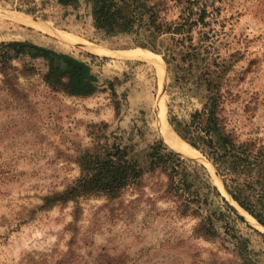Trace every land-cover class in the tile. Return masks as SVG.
Masks as SVG:
<instances>
[{"label": "rangeland", "instance_id": "374dc122", "mask_svg": "<svg viewBox=\"0 0 264 264\" xmlns=\"http://www.w3.org/2000/svg\"><path fill=\"white\" fill-rule=\"evenodd\" d=\"M143 1L155 4L162 23L188 19L183 34L159 35L155 52L137 46L133 34L96 29L88 0L67 6L0 0V264H264V231L233 199L245 217L214 196L200 209H180L159 170L145 171L114 197L96 192L41 207L43 197L62 192L79 176L83 151L113 137L145 170L157 139L181 152L158 130L161 108L166 118L168 108L188 118L201 107L203 91L169 86L173 72L163 58L169 49L198 47L208 53L199 65L214 58L217 70L227 69L220 117L238 141L264 145V0ZM201 9L205 23L192 24ZM17 14L42 28L14 21ZM60 32L73 39L60 38ZM10 41L32 46L7 47ZM133 48L150 55L122 53ZM67 61L89 67L92 93L68 95L45 83L48 67L67 69ZM181 153L195 156L180 154L202 164L217 187L199 150ZM209 220L215 235L203 234Z\"/></svg>", "mask_w": 264, "mask_h": 264}, {"label": "trees", "instance_id": "16d2710c", "mask_svg": "<svg viewBox=\"0 0 264 264\" xmlns=\"http://www.w3.org/2000/svg\"><path fill=\"white\" fill-rule=\"evenodd\" d=\"M56 1L67 6L76 5L79 0ZM88 1L96 29L110 36L133 34L137 46L154 52L158 50L156 42L159 35L183 34V28L188 23V19L175 23L158 21L155 4L148 5L143 0ZM204 15L205 9H201L197 19L191 23L204 24ZM15 45L32 46L26 41L6 44L7 47ZM207 56L208 53L198 47L179 49L177 52L169 49L163 55L168 70L173 72L170 87L186 92L192 89L203 91V103L199 109L193 110L188 118H179L168 108V122L182 140L199 150L212 163L234 202L264 226V145L252 139L238 141L226 129L220 112L222 78L227 69L217 70L214 58L210 63L199 65V61L207 59ZM66 63L67 69L51 64L43 75L45 83L68 95L92 93L95 85L88 78L89 67L84 63ZM109 84L112 87V83ZM120 140V137H113L112 141L106 140L92 150L83 151L78 157L80 174L76 180L62 192L43 197L41 207L96 192L114 197L125 186L137 181L145 171L159 170L167 177L165 191L179 201L180 209H200L207 205L210 196H214L219 197L224 207L233 212L218 188L210 182L202 164L182 158L179 152L157 139L149 146L145 170L137 160L129 158V149ZM208 222L201 226L204 228L203 234L215 235V226L211 220ZM196 231L202 232L199 228Z\"/></svg>", "mask_w": 264, "mask_h": 264}, {"label": "bare ground", "instance_id": "6f19581e", "mask_svg": "<svg viewBox=\"0 0 264 264\" xmlns=\"http://www.w3.org/2000/svg\"><path fill=\"white\" fill-rule=\"evenodd\" d=\"M14 21L18 22V23H22V24H25V25H28V26H31L33 28H42V26L40 24H36L34 23L33 21H30L31 19H33L34 21L36 19L32 18V17H29V16H26V15H15L12 17ZM37 21V20H36ZM59 37L62 38V39H73V36L68 34V33H63V32H60L59 33ZM75 40V39H74ZM73 41V40H72ZM81 41V40H79ZM87 42V41H86ZM85 47V46H84ZM86 48V47H85ZM90 50L93 51V52H96V53H107L108 50H101V49H98L94 46H91L90 47ZM112 54V52H110ZM115 53V52H114ZM117 53V52H116ZM122 53H124L125 55L127 56H134V57H138V58H142L144 56H149L150 53L146 52L145 50L143 49H140V48H133V49H129V50H126V51H122ZM157 68L160 70L161 67L160 66H157ZM160 109L158 110L157 114L159 113ZM159 118V117H158ZM160 126L158 128L159 132H162L164 137L167 139V141H169L171 144H173L175 147L179 148V150L181 152H192V151H195V149L190 146L189 144H187L185 141L181 140L180 137H178V135L174 132V130L171 128V126L169 125L168 121H167V118H166V114L164 112V109L163 107L161 108V111H160V122H159ZM161 133V136L163 137ZM163 137L164 141H165V138ZM166 142V141H165ZM167 143V142H166ZM168 144V143H167ZM169 145V144H168ZM170 146V145H169ZM171 147V146H170ZM172 148V147H171ZM174 149V148H172ZM176 150V149H174ZM177 151V150H176ZM179 152V151H177ZM179 152L181 155L183 156H187V157H192L194 158L195 156H189V155H185L183 153ZM197 158V156H196ZM207 161V160H206ZM209 162V161H207ZM209 165L212 169V171L214 172V182L216 183L219 191H221L223 194L225 192V194L223 195V197L227 200V202H229V200H232L230 198V196L228 195V193L225 191L224 187H223V184L222 182L220 181V179L218 178V176L216 175L215 171H214V168L213 166L211 165V163L209 162ZM221 193V194H222ZM233 201V200H232ZM232 207L234 209H236V211L238 213H240L241 215H243L251 224H253L255 227H257L258 229L264 231V227H261L249 214H247L244 210H241V212H239V210L236 208V206H234L231 202H229ZM234 203V202H233ZM237 205V204H236ZM238 206V205H237ZM242 209V208H241Z\"/></svg>", "mask_w": 264, "mask_h": 264}, {"label": "water", "instance_id": "95a60500", "mask_svg": "<svg viewBox=\"0 0 264 264\" xmlns=\"http://www.w3.org/2000/svg\"><path fill=\"white\" fill-rule=\"evenodd\" d=\"M170 147V146H169ZM171 148V147H170ZM172 149V148H171ZM173 150V149H172ZM175 151V150H174ZM176 152V151H175ZM212 165V164H211ZM224 189H225V186L223 185ZM225 191L228 193V191L225 189ZM229 195V194H228ZM232 199V198H231ZM260 225V224H259ZM261 226V225H260ZM261 227H264V226H261Z\"/></svg>", "mask_w": 264, "mask_h": 264}, {"label": "crops", "instance_id": "0c3cea01", "mask_svg": "<svg viewBox=\"0 0 264 264\" xmlns=\"http://www.w3.org/2000/svg\"><path fill=\"white\" fill-rule=\"evenodd\" d=\"M25 15V14H24ZM39 21V20H38Z\"/></svg>", "mask_w": 264, "mask_h": 264}]
</instances>
